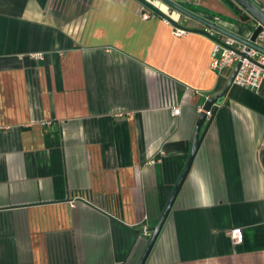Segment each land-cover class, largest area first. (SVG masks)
<instances>
[{
  "label": "crops",
  "instance_id": "1",
  "mask_svg": "<svg viewBox=\"0 0 264 264\" xmlns=\"http://www.w3.org/2000/svg\"><path fill=\"white\" fill-rule=\"evenodd\" d=\"M146 1L180 27L137 0H0V264L139 263L234 70L212 68L223 35ZM172 1L257 27L233 0ZM210 126L146 264H264V83Z\"/></svg>",
  "mask_w": 264,
  "mask_h": 264
},
{
  "label": "water",
  "instance_id": "2",
  "mask_svg": "<svg viewBox=\"0 0 264 264\" xmlns=\"http://www.w3.org/2000/svg\"><path fill=\"white\" fill-rule=\"evenodd\" d=\"M138 2H140L142 5H144L145 7H147L148 9H150L153 13L157 14L158 16H160L161 18H163L164 20L168 21L170 24L180 27L178 24H176L173 20H171V18H169L166 14H164L161 10H159L157 7H155L152 3L146 1V0H137ZM161 1L163 4H165L166 6H168L169 8L175 10L176 12H178L179 14L205 26L208 29H211L213 31H215L218 34H221L223 36H226L228 38H231V40H235L237 43L241 44L242 46H246L245 51H237L235 50L242 59H249L248 57V52L251 49H254L258 52H261L264 54V47L260 46L257 44V40L259 39V37L262 35V33L264 32V8L257 4V2L255 0H233L235 2V4H237L243 11H245L246 14H248V17H251L256 23H257V27L255 28V30L252 32V35L250 36V38H244L243 36H240L232 31H229L225 28H223L222 26H220L217 23H214L206 18H203V16L189 10L186 9L183 6H180L179 4H177L176 2L172 1V0H159ZM190 31V30H187ZM196 30H191L190 32H195ZM200 32V31H199ZM212 39L214 41H219L217 38H215L214 36L212 37ZM254 63H256L255 61H253ZM242 65V62L239 61L238 64L236 65V67L233 70V73L229 79V81L227 82L226 86L224 87L223 90H221L220 92H217L215 94H213L212 96H210L209 98H207L202 112L199 115L198 118V122L196 124V128H195V132H194V139H193V144H192V149H191V154H190V158L188 160V163L186 165V168L184 169L173 193L171 194V198L169 199L165 210L160 218V220L158 221V224L152 229V234L151 237L148 241V244L146 246V249L144 250V253L139 261L138 264H146L148 257L150 256V253L173 209V206L176 202V199L183 187V184L185 183V180L187 179L193 163L195 161V158L199 152V149L203 143V139H205V136L209 130V128L211 127L210 125H212L214 118L216 116V113L219 109V106L222 104L224 98L228 95L230 89L232 88L233 84H234V80L235 77L240 69ZM210 116V117H209ZM207 125L205 127V130L203 131V133L201 134L202 128L204 127V125Z\"/></svg>",
  "mask_w": 264,
  "mask_h": 264
},
{
  "label": "built area",
  "instance_id": "3",
  "mask_svg": "<svg viewBox=\"0 0 264 264\" xmlns=\"http://www.w3.org/2000/svg\"><path fill=\"white\" fill-rule=\"evenodd\" d=\"M143 15L145 19H148L150 16L149 13H144ZM204 32L211 36L214 35L213 31L208 28H205ZM186 33L187 31L182 28L174 29L175 36L181 37ZM257 44L264 47V32L257 40ZM245 48L246 46H242L235 40H231V38L226 36L217 42L215 41L212 68L215 71H220L228 66L233 69L238 62L241 61L242 65L235 77L234 84L244 89L258 90L264 83V54L251 49L248 52L249 59H242L235 50L243 52L245 51ZM171 110L174 116L181 115V108L179 105H175L174 103L173 106H171ZM156 162L157 160L153 159L150 164H155ZM230 233L234 245H240L243 243L244 234L241 228H235Z\"/></svg>",
  "mask_w": 264,
  "mask_h": 264
},
{
  "label": "rangeland",
  "instance_id": "4",
  "mask_svg": "<svg viewBox=\"0 0 264 264\" xmlns=\"http://www.w3.org/2000/svg\"><path fill=\"white\" fill-rule=\"evenodd\" d=\"M158 2H159V3H162V2L159 1V0H158ZM164 5H165V4H164ZM175 12H176V11H175ZM176 13H178V12H176ZM192 21H193V20H192ZM193 22H195V21H193ZM196 23H197V22H196ZM240 25H243L242 27H244V29H245V28H248V29L254 30V29L256 28L255 26L250 27L251 24L249 25V24H247L246 22H243V24L240 23ZM203 27H205V26H203Z\"/></svg>",
  "mask_w": 264,
  "mask_h": 264
},
{
  "label": "trees",
  "instance_id": "5",
  "mask_svg": "<svg viewBox=\"0 0 264 264\" xmlns=\"http://www.w3.org/2000/svg\"><path fill=\"white\" fill-rule=\"evenodd\" d=\"M183 6H185V7H186L187 5H183ZM242 11H243V10H242ZM244 14L246 15V17H248V14H246L245 12H244ZM254 30H255V29H254Z\"/></svg>",
  "mask_w": 264,
  "mask_h": 264
}]
</instances>
